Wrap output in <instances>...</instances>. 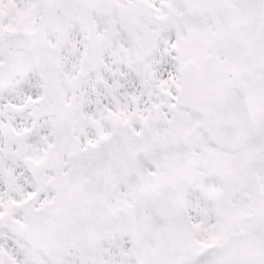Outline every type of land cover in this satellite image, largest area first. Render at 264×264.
<instances>
[{
  "label": "snow or ice",
  "instance_id": "1",
  "mask_svg": "<svg viewBox=\"0 0 264 264\" xmlns=\"http://www.w3.org/2000/svg\"><path fill=\"white\" fill-rule=\"evenodd\" d=\"M0 264H264V0H0Z\"/></svg>",
  "mask_w": 264,
  "mask_h": 264
}]
</instances>
